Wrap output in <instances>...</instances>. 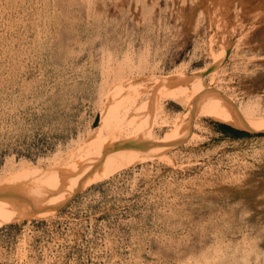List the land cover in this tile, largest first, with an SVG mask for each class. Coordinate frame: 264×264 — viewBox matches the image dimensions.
Returning <instances> with one entry per match:
<instances>
[{
    "label": "rangeland",
    "instance_id": "rangeland-1",
    "mask_svg": "<svg viewBox=\"0 0 264 264\" xmlns=\"http://www.w3.org/2000/svg\"><path fill=\"white\" fill-rule=\"evenodd\" d=\"M128 65L188 75L228 116L158 97L143 139L182 124L165 151L180 169L151 155L0 224V264L24 235L26 264H264V0H0V173L54 168L99 125L104 71Z\"/></svg>",
    "mask_w": 264,
    "mask_h": 264
},
{
    "label": "bare ground",
    "instance_id": "bare-ground-1",
    "mask_svg": "<svg viewBox=\"0 0 264 264\" xmlns=\"http://www.w3.org/2000/svg\"><path fill=\"white\" fill-rule=\"evenodd\" d=\"M104 72L105 90L101 95L100 121L97 127L87 129L82 141L74 149L68 150L65 157L59 161L57 159L59 163L54 168L43 169L37 166L36 169L28 165H11V162L8 170L0 173V224L13 223L22 218H38L56 208L67 195L99 174L125 167L151 155L169 161L173 167L180 169V164L167 158L165 151L167 142L182 129V124L171 122L164 131L162 140L153 136L146 143L143 139L147 128L151 124L155 126V120L152 122L150 117L151 110L154 111L159 105L156 103L158 97L172 98L196 113L228 116L207 94L193 89L191 78L186 74L179 73L169 77L157 72L155 68L147 74H135L130 65L122 75L112 76ZM229 119L244 127H253L256 121L249 114H235ZM159 121L157 125L164 122ZM181 136L183 137L182 134ZM28 240L24 235L19 250L17 249L19 255L16 257V264H26Z\"/></svg>",
    "mask_w": 264,
    "mask_h": 264
},
{
    "label": "trees",
    "instance_id": "trees-1",
    "mask_svg": "<svg viewBox=\"0 0 264 264\" xmlns=\"http://www.w3.org/2000/svg\"><path fill=\"white\" fill-rule=\"evenodd\" d=\"M210 123L212 124L213 131L217 133L220 139L227 138L233 140L247 135L245 131L236 129L225 123L216 122V121H210Z\"/></svg>",
    "mask_w": 264,
    "mask_h": 264
}]
</instances>
